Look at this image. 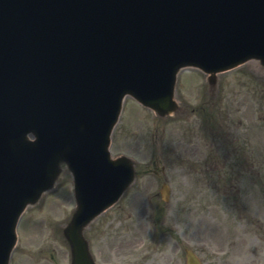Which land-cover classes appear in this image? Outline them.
I'll return each mask as SVG.
<instances>
[{
  "label": "rangeland",
  "instance_id": "374dc122",
  "mask_svg": "<svg viewBox=\"0 0 264 264\" xmlns=\"http://www.w3.org/2000/svg\"><path fill=\"white\" fill-rule=\"evenodd\" d=\"M246 69V67H241L234 72L221 74L220 79L222 95L224 97V113H228L231 119V121H227V124L230 127L233 124L235 131H239L240 133L241 138L237 142L250 147L258 146L260 149V163L255 168L256 175L254 178L246 177V170H244L242 173L243 180L239 181L237 185L236 175L230 174L228 176L229 187L234 185V187L239 188V191H230L227 195H221L215 189H208L205 183H198V181L189 186V193L178 195L174 188H179L180 182H175L174 176L171 177L172 173L169 172L173 194H171V200L168 204L163 203L162 199L155 195L140 196L135 194L126 196L120 204L122 207H152L156 205L155 207H170L171 210L176 207L186 208L185 213L182 210L180 211L179 220L182 216L190 214V216L182 217L181 220L187 224V227H193L196 240L192 244L199 250V253L207 264H246L247 262H250V264H261L264 258V139L262 138V136L264 137L262 135L264 133V120L259 123L260 140L242 138L243 133L241 130L247 128V116L254 114V110L249 108L244 94L247 92L254 97L252 91L257 87L256 79L250 78L245 74L248 73L245 71ZM186 78L185 73H182L179 81V94L183 100L188 102L191 107L200 105L201 103L205 104V92L198 88H189L190 85L187 84L188 81H195L196 79H200L201 76H193L194 79ZM252 80H254L253 83L251 82ZM129 99H127L125 106L126 113L124 119L117 128L114 154L120 151L118 148L119 141L123 143L122 140H126L125 143L130 144V146L127 145L126 147L127 152L135 153L146 163L149 161V164L142 166V169H158L162 162L158 164L153 162L154 159L155 161L158 160L156 155L158 151L151 152L148 146V138L146 137L145 139L147 142L144 143L145 148L143 151L139 146L141 141L138 140L140 136L139 127L144 132L143 125L135 127L136 130L133 132V126L129 124L131 122L130 118H128L130 110H136L138 115L135 118L137 119L141 118L145 112L138 110L134 106V101L130 102L128 101ZM254 101L259 103L260 118L264 119V101L259 98H255ZM130 103H132L131 107ZM128 106L130 107L129 110ZM241 122L243 125H240ZM195 124V121L184 123L187 129L192 132V140L197 143L196 137L198 133L195 130ZM146 134H148L149 139L152 141L149 132ZM237 142L234 145H237ZM121 147L123 148V145ZM65 176L60 186L54 192L46 195L38 207H58L62 202V207H66L65 209H71L75 206L71 176ZM63 197L64 200L59 201ZM221 207L226 208L227 216L223 214ZM147 210L149 211V208ZM241 212L243 218H240ZM61 214L62 212L59 216ZM247 219H249V222ZM132 246L133 244H130V248ZM101 256H105L104 249L101 250ZM183 260L184 257L181 253V257L178 258L176 264H184Z\"/></svg>",
  "mask_w": 264,
  "mask_h": 264
},
{
  "label": "water",
  "instance_id": "95a60500",
  "mask_svg": "<svg viewBox=\"0 0 264 264\" xmlns=\"http://www.w3.org/2000/svg\"><path fill=\"white\" fill-rule=\"evenodd\" d=\"M38 2V0H37ZM37 2H33V0H31V3L32 4H36ZM9 3H7L6 5L8 6ZM7 6H5V8H7ZM2 9V6L0 5V10ZM7 17L9 18H12L13 20L17 21V28L16 29H19L22 27V25L27 22V26H23L22 28L24 30H27V34L26 36L27 37H33L34 35V28L33 26L35 25V23H33V21L36 19V16L35 15H26V14H23V13H20V12H10L9 14H6ZM12 29H15L14 27H11ZM21 28V29H22ZM20 39L23 40V38L21 36H19ZM28 41H30V39H28ZM24 55H25V58L22 59V60H19L17 63H16V67H23L25 64H26V59L28 57V55L25 54L24 52ZM21 145H28V146H31L33 148H36L37 145L36 144H26V143H21Z\"/></svg>",
  "mask_w": 264,
  "mask_h": 264
}]
</instances>
